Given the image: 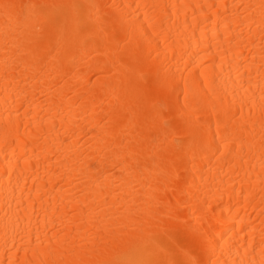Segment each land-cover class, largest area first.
I'll return each mask as SVG.
<instances>
[{"label": "bare ground", "instance_id": "1", "mask_svg": "<svg viewBox=\"0 0 264 264\" xmlns=\"http://www.w3.org/2000/svg\"><path fill=\"white\" fill-rule=\"evenodd\" d=\"M0 264H264V0H0Z\"/></svg>", "mask_w": 264, "mask_h": 264}]
</instances>
